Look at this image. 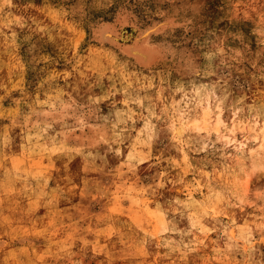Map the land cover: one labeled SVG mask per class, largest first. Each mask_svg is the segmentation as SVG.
Wrapping results in <instances>:
<instances>
[{
	"label": "rangeland",
	"instance_id": "1",
	"mask_svg": "<svg viewBox=\"0 0 264 264\" xmlns=\"http://www.w3.org/2000/svg\"><path fill=\"white\" fill-rule=\"evenodd\" d=\"M0 264H264V0H0Z\"/></svg>",
	"mask_w": 264,
	"mask_h": 264
},
{
	"label": "bare ground",
	"instance_id": "2",
	"mask_svg": "<svg viewBox=\"0 0 264 264\" xmlns=\"http://www.w3.org/2000/svg\"><path fill=\"white\" fill-rule=\"evenodd\" d=\"M123 20H124V19H123ZM124 21H125V20H124ZM168 23H169V22H168ZM160 26H161V24H160ZM106 27H108V26H106ZM106 27L104 28V26H103V28H102L103 30H101V34H102V31H103V33L105 32V34L109 33V30H108V28H106ZM137 30H138V29H137ZM99 33H100V32H99ZM110 33H111V32H110ZM110 33H109V34H110ZM112 33H113V32H112ZM105 34H102V35L105 36ZM148 34H149V33H148V31H147V32L144 33L143 36L141 35V37H140L138 34H137V36H139L140 38L143 37V38H144L143 40L146 41V38H147L146 36H147ZM107 35H108V34H107ZM104 36H103V37H104ZM106 37H107V36H106ZM139 37H138V38H139ZM104 38H105V37H104ZM115 38H116V37H115ZM135 40H136V39H135ZM137 40H138V39H137ZM137 40H136V41H137ZM143 40H142V41H143ZM142 41H141V42H142ZM112 44H113V43H112ZM134 44H135V43H134ZM134 48H135V47H134ZM141 48H142V47H141ZM141 48H140V47H137V48H136V50L139 51L137 54H142V55H140L141 58L143 57L142 60H144V57L146 58V61L144 60L145 62H144V63L141 62V64H145V65H146V64H149V63H148V59H149L148 57H149V56H152V55H151L152 52H151V54H150V53H149L150 51L148 52L149 49H147V50H146V49L142 50ZM145 51H146V52H145ZM155 51H156V50H155ZM157 53H159V52H157ZM133 54H135V52H134ZM153 54H154V52H153ZM143 55H144V56H143ZM154 55H155V54H154ZM146 56H147V57H146ZM156 56H157V55H156ZM137 58H138V57H137ZM137 58H136V60H138ZM139 61H140V60H138V62H139ZM206 114H207V113H206Z\"/></svg>",
	"mask_w": 264,
	"mask_h": 264
}]
</instances>
